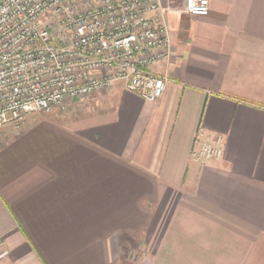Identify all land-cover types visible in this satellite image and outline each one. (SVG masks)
Masks as SVG:
<instances>
[{"label":"crops","instance_id":"1","mask_svg":"<svg viewBox=\"0 0 264 264\" xmlns=\"http://www.w3.org/2000/svg\"><path fill=\"white\" fill-rule=\"evenodd\" d=\"M209 1L162 0L158 101L117 81L0 129V264H264V0Z\"/></svg>","mask_w":264,"mask_h":264},{"label":"built area","instance_id":"2","mask_svg":"<svg viewBox=\"0 0 264 264\" xmlns=\"http://www.w3.org/2000/svg\"><path fill=\"white\" fill-rule=\"evenodd\" d=\"M209 0H184L206 13ZM162 0H0V129L30 114L67 110L70 100L126 88L151 102L169 77L152 65L171 56ZM222 136L199 133L192 159L220 161Z\"/></svg>","mask_w":264,"mask_h":264},{"label":"rangeland","instance_id":"3","mask_svg":"<svg viewBox=\"0 0 264 264\" xmlns=\"http://www.w3.org/2000/svg\"><path fill=\"white\" fill-rule=\"evenodd\" d=\"M75 109V106H74V108L72 109V107L71 106H68V108H67V110H65V111H61L64 115H62V116H65V117H68V116H70V115H73V110ZM39 114V113H38ZM26 120H27V118H26ZM25 124V123H24ZM221 136V135H220ZM223 137V136H222ZM223 142H224V140H223Z\"/></svg>","mask_w":264,"mask_h":264}]
</instances>
